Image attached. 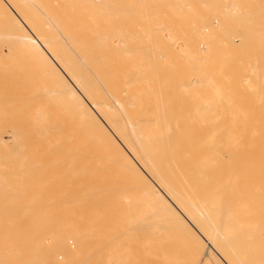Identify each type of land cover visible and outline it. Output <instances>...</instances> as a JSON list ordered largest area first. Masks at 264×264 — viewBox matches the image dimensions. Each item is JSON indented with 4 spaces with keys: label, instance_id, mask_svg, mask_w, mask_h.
Listing matches in <instances>:
<instances>
[{
    "label": "bare ground",
    "instance_id": "1",
    "mask_svg": "<svg viewBox=\"0 0 264 264\" xmlns=\"http://www.w3.org/2000/svg\"><path fill=\"white\" fill-rule=\"evenodd\" d=\"M59 1L60 0H0V22L3 24V27L5 29V30L3 29L2 31H5L6 34L9 36L11 35L10 36L11 38H13V36H14L13 39H16L17 41L20 40L21 41L20 44L23 43L24 47L26 46L28 53H29V54L28 53L27 54H28V56L30 55V57H31L30 59H32L33 61H35L36 59L39 60V63H41V72H42L43 78L46 79V81H45L46 84L48 83V85L50 86V88L47 90L51 91L52 96H53V93H55V94H57L58 98L60 97L59 99H63L64 103H66L64 105H67V106L69 105V106L73 107V111H74V114L76 116L75 121L78 120L79 122H81L80 125L83 128L82 131L86 132L87 135L90 137V139L94 138V139L100 140L102 143L99 144V146H101L105 143V145L107 146V148L109 150L108 156L111 157L110 159L112 160V162L115 159V162L116 161L119 162V164L122 166L121 168H123L125 170L131 169L133 171L132 173H134V175H135L134 176L135 178L134 179L132 178V179L135 181V185H136L135 187H136L137 191L135 190L136 191L135 198H132V199H134L135 202H137L140 206L136 210L137 211L136 213H135V209L133 212V216H135V215L137 216V213H138V217H136V219H135V217L132 216L131 209H129L131 207H128V209H127V207H126L127 205H125V207H126V209H125V208H123V206L119 207L117 205V201H115V199L120 198L121 194L118 196V198L113 197V198H115L113 200V198L111 196H110L111 198H108L105 196V194L103 195L100 192H94L93 190H91L92 195L94 194L92 197L96 201L102 202L101 206L97 209L96 213L99 215H103V216L109 215L114 219V220L112 219L113 220L112 225L106 227V231L104 233L105 237L104 236L103 237L109 239L110 241L112 240V242L114 243V248L117 249V247H118L117 250H119V248L122 246V245H118V244H120V243L124 244V242L127 244V246H129V245L131 246V245L136 243L137 245H142V246L145 245L144 247H147V248L151 247L150 251L147 253V256H145V259L146 258L148 259L150 257L154 260L153 261L151 259L153 262H155V264H175L173 262L172 257L168 256V250H169V249H167L168 244L166 245L163 242H162L163 244L162 243L158 244V242H159L158 238L160 239L161 237H163V236L159 237L158 235H160L162 233L165 234V232H170V231H174L175 233L177 231V233H178V231H179V232H182L183 234H185L187 239L191 238V240H192L190 249L186 250L184 252V255L186 252L188 253L187 260L189 261L190 264H208L207 262L215 259L216 256L218 257V260H216V259L215 260L217 262L219 261L218 264H264V262H263V260H264L263 259V253H264V246H263L264 245V241H263L264 240V238H263V234H264L263 233L264 232V220H263V218H264V192H263L264 191V186H263L264 185V165H263L264 164L263 163V161H264V116L261 120L260 118L262 116L257 118L256 116H258V115H255L256 110L260 111L259 113L257 112L258 114L263 113V111H264V109L262 110V108L264 107V106H262L264 101L263 102L261 101L264 99L263 95L261 94L263 92L259 93V95L261 94L260 96H262V97L258 96V97H260V98H258V99H260V103L262 102L261 103L262 108L261 109L258 108L256 110H254L255 108H257V105H260V103H258V101L255 100L256 103H258L256 105V107L255 108L253 107L254 109L252 108V109H250V111H249V109H247V111L251 112V113L248 112V114H250V115L246 114L247 111L245 112V114L247 115L245 122H247V123L251 122L252 124H248V126L242 124L243 126H246V128L239 131V132H233V136L228 140H225V134L228 131L225 128V126L228 122V120L226 121L225 116H224L225 119H220V120H218L216 117L215 118L217 120L214 118L213 119H211V118L210 119H200V118L199 119H193L192 116L187 117L189 115L186 116L187 118H184L182 115L183 109L180 110V108L178 109L176 107L178 111L180 110V112H182L181 114L178 113L182 117L177 118L176 113H173L176 115V117H170V113H172V112H170L171 111V108H170L171 104L168 102H171V101H169L170 100L169 97L167 98L168 95L166 96V93L172 92V90H174L175 86H174V88L170 87V89H169V88H166L165 86H163L164 85L163 82H161L163 85L159 84L158 83L159 81H157V80H159L161 78L160 77L161 75H159L160 78L156 80L158 84L155 83L156 81L154 79L157 76H152L155 73L152 74V72H151L152 71V69H151L152 66L150 65L151 63L142 64L143 62L138 63V61H137V63L135 61L133 63L132 60L138 59L139 57L143 56L144 60H145L146 58L151 59V56L149 54L146 57L144 55H141L139 52L137 53V51L141 50V48H142V47L139 48L138 45H136L137 46L136 48H138V49H136L137 51H135L134 48H133L134 49L133 51H129L130 49L132 50L131 47L133 45L130 47V49L126 48L127 45H126L124 37H123L125 34L123 36L120 34L123 31V30L121 31L119 29L120 26H117L118 28L117 27L116 28H113V27L112 28H110V27L109 28H107V27L103 28V25L105 24V22H107L106 21L107 18L109 19V16L107 17L108 14H106V11L108 9L107 4H110V3L112 4V2L110 1V3H109L108 0H107V3H106V0H79V3L81 2L83 4H89L91 6V8L94 5L96 6V5L101 4V3H106L104 5V7L105 6L107 7L106 10H104V8H103L106 15H104V12L101 11V9H100V11L103 12V14H102V15H104L103 17H105V18H102V21L104 24L102 25V23L100 22L101 26H96V23L98 24V22L95 23L94 21L96 19L92 18L90 16L91 14L94 13L93 9L95 6L93 7V9L89 8V10H91V11L93 10V13H91L89 10L87 12V13H91L89 15V17L92 19L91 21L94 20L93 21L94 24L93 23L90 24L91 23L90 20L84 21L82 15H80L81 13L79 14V13L73 12L74 9L77 7H74L72 3H75V1H77V0H61L63 7L61 8L60 13H57L56 8H55V4L58 3ZM116 1L117 0H115V2ZM155 1L157 2L159 0H154V3L156 4ZM161 1L162 2L165 1V3H166V0H161ZM161 1L159 3H162ZM200 1L202 3V0H199V2ZM220 1L219 0H217V1L212 0V2H209V0H207V2H209V3L214 2L213 4H215L216 2L221 4L222 1L221 2ZM233 1L234 0L229 2V0H228V2L230 3V4H228L227 0H226V3L224 0L222 2L221 6L224 7L227 4V6H225V7L228 8V6L232 5L231 3ZM146 2H147V0H146ZM169 2H172V0L168 1L167 3H169ZM191 2H192V0H191ZM203 2H204V0H203ZM207 2L205 1V3H207ZM237 2H239V1H237ZM260 2H262V1H260ZM263 2H262V6L260 5L262 10H264V7H263L264 3ZM76 3H78V1ZM134 3H137V1ZM143 3L145 4L144 1H143ZM143 3H141V4H143ZM178 3H179V1H178ZM181 3L182 2H180V4ZM209 3H207V4L211 5V8L213 9L214 7H212V4H209ZM83 4H82L81 8H83ZM191 4L193 6V3H191ZM191 4H189V5L187 4L188 6H190V7H187V9L191 8ZM202 4H203V7L202 8L200 7V8L201 9L206 8L207 4H205V7H204V3H202ZM246 4H248V3L246 2ZM166 5L167 4H164V5L162 4L161 6H166ZM178 5L179 4H177V6ZM195 5H196V3H195ZM195 5H194V8L196 7ZM198 5H199V3H198ZM234 5H236V8H234V9L231 8L233 10L232 13L238 14L239 11L241 12V9L239 8L240 6L238 7L239 8L238 9L237 3L236 4L233 3L232 7H234ZM244 5H245V3H244ZM253 5H252V7H253ZM116 6H117V4H115V7ZM129 6H133V4L129 5ZM148 6H149V4L147 5V7ZM156 6H155V8H157ZM174 6H175V4H174ZM180 6H182V5H180ZM215 6L216 7L218 6V10L220 8H222L221 6H219V4L218 5L216 4ZM247 6H249V5H247ZM109 7L111 9V5H109ZM126 7H128V6L124 5V8L122 6V8L125 11H126ZM150 7L151 6L148 7V10L150 9ZM173 7H171V8L172 9L177 8V7L176 8H173ZM225 7L220 9V11L218 13H222V14L226 13L225 16L227 17V14L229 15V13L231 12V9L229 7V10H230L229 13L227 12L229 10H226L225 12H221L222 10H225ZM256 7H258V6H256ZM78 8H79V5H78ZM97 8L98 7L96 6L95 9H97ZM137 8H135V9H137ZM198 8L199 7H197V9H196L197 12H199L198 10L200 9V8L199 9ZM207 8H206V10L208 11L209 7H207ZM110 9H109V11H110ZM120 9H121V7H120ZM123 9H121V10H123ZM130 9H133V8L129 7V10ZM139 9H140V7H139ZM139 9H137V10H139ZM145 9L143 10V8H142V11H144V13L146 12ZM157 9L160 10V8H157ZM181 9H183V8H181ZM181 9H179V10H181ZM187 9L185 11H187ZM192 9L193 8H191V10ZM245 9L247 10V8H245ZM250 9H248V10L250 11ZM85 10H86V8H85ZM85 10L83 12H85ZM191 10H188V13H191L190 12ZM206 10H204V11L206 12ZM218 10H216L215 14L217 13ZM242 10H244V7ZM246 10H244V11H246ZM259 10H261V9H259ZM80 11H81V9H80ZM128 11L126 13H128ZM149 11H148V14H150ZM152 11H153V9H152ZM162 11L163 12H160V13L161 14L163 13L165 15L166 12H164L163 9H162ZM193 11L194 10H192V12ZM236 11H238V12H236ZM251 11H252V9H251ZM256 11H258V10H256ZM97 12H99V11H97ZM110 12H111V14H114V13H112L113 10ZM114 12H116V10ZM134 12H135V10H134ZM136 12H135V16H137ZM209 12H207V13H209ZM252 12L253 13L250 14V16L255 15L254 11H252ZM170 13H172L174 16L176 15L178 17V15H177L178 13H176L175 11H171ZM196 13H195V16L192 15L195 18H196ZM210 13L207 15H212V13L211 14ZM111 14H110V16H111ZM183 14L184 13L179 14V16L181 15V17H183L186 15V14L185 15H183ZM191 14H188L187 17L190 16ZM142 15H145V14H143V12H142ZM166 15H168V13H166ZM198 15L200 16L201 13L197 14V16ZM207 15L205 14V16H207ZM240 15H241V13H240ZM247 15H249V14H247ZM94 16L97 17L96 14ZM199 16L197 18L198 20L194 19L195 21L193 20V17L192 18L190 17L189 19H191V21L193 20L192 22H194L195 25L201 24L203 22L202 21L203 19H205V20L208 19V18H201L203 16V11H202V16H200V17ZM212 16H209L211 18V21L213 20ZM230 16H232V14H230ZM250 16H249V19L251 18ZM116 17L120 18L121 16L118 17V14H117V16H115V19H117ZM131 17H134V16L131 15ZM144 17L145 16H143V18ZM159 17L161 18V17H163V15H161ZM167 17H169V16H167ZM181 17H179V18H181ZM241 17L243 19L242 15H241ZM244 17L246 18V15ZM90 18H88V16L86 17V19H90ZM128 18H130V17H128ZM138 18L141 19L140 17H138ZM171 18H174V17L171 16L170 19ZM199 18H201L202 20L199 21ZM132 19H134V18H132ZM152 19H150V20H152ZM222 19H223V16H222ZM227 19H229V18H226V20ZM242 19H240V20H242ZM256 19H257V17H256ZM164 20H166V19H164ZM184 20L185 19L183 18V20H180V21L181 22L183 21L185 23V26H186L187 24H186V21H184ZM224 20H225V18H224ZM229 20H227V21H229ZM231 20H232V18H231ZM87 21H89L90 23H87ZM119 21H120V19H119ZM119 21L117 20V22L119 24H123V23H120L122 20L120 22ZM152 21L151 22L149 21V22L154 24L155 22L153 23ZM160 21H161L160 24H162V19H160ZM172 21H174V20H172ZM213 21H215V19ZM232 21L234 23L237 22L236 20H235L236 22L234 20H232ZM242 21L244 22V20H242ZM242 21H240V22H242ZM149 22H148V26L150 24ZM183 22H182V25L184 24ZM187 22L190 23V21H187ZM208 22L209 21L206 20L207 25L210 23V22L209 23ZM240 22H238V23L240 24ZM211 23H213V22H211ZM251 23H252V20L249 23V25ZM254 23L256 24V27L258 25H260V23H258V25H257V22H254ZM107 24H109V23H107ZM145 24H146V22H145ZM158 24H159V22H158ZM171 24L173 27V29H172L173 31L177 32V30H179L180 27L183 28V26H180L179 28H177V26L179 25V23H177V22H176L177 25L176 24L173 25V23H171ZM225 24H227V22H225L224 24L222 23L223 26L221 25V27H223L225 29L224 31H221L220 30L221 28L219 29L220 24L218 25V27L216 24H214V25H216L215 27L212 25H211V27L212 28L214 27L216 29L218 28L219 31H221L225 34L229 32L228 36L232 35L231 34L232 32L230 33V31H228V32L226 31V29H228V28ZM229 24H230V22H229ZM246 24H248V23H246ZM253 24H252V27H253ZM116 25H117V23H116ZM154 25H152V27H154L153 30L155 29ZM168 25H170V23ZM192 25L193 24L190 23L189 24V26H190L189 30L185 31L187 33L186 36H185L186 33H184V31L183 32L181 31V33L184 37L189 38L188 39L189 43L191 42L190 41L191 38L194 37L195 32L197 33L199 30L198 33H200L199 27H201V26H198L199 29L196 28L197 31H196V29L194 31ZM202 25H203V23H202ZM236 25H238V24L236 23ZM240 25H239V27H240ZM148 26H147V28L144 26V28H146L147 31H148L149 27H150L149 29L151 30V25L149 27ZM204 27H206V26H204ZM230 27H231V25H230ZM230 27H229V29H230ZM241 27L243 29V26H241ZM0 28H2V26ZM120 28H122V27H120ZM142 28L143 27H141V29ZM144 28L142 30L145 31V34L146 35L149 34V36H151L152 34H150V32H149L150 30L148 31L149 33L148 32L146 33V29H144ZM158 28H157V30H158ZM169 28H171V27H169ZM231 28L232 29L234 28L233 29L234 31L233 30L232 31L234 32L233 34L236 33V35H237L236 38L238 37V34H239V37H241V38L243 35L245 36L244 37L245 43H247L246 36H248V38L251 39V37L253 38L255 33H257V29L251 28V27L248 30L245 27L246 28L245 30L241 29L239 32L238 31L235 32V30H238L237 29L238 27H236V28L231 27ZM257 28H259V30H260L261 27H257ZM163 29L164 28L160 29L161 33H162ZM119 30L121 32H119ZM164 30H163V32H164ZM167 30H169V29H167ZM202 30H201V36L200 37H203ZM205 30H203V31H205ZM124 31L129 33L126 35V37L131 35L130 37H131V39H134L133 41H135V39L137 41L140 40V37H143V35H144L143 32H142V34H141V32L139 34L137 33L138 36L140 34L142 35V36L140 35L139 38L137 36V38H138L137 39V38H132L133 36H135V34L132 35V32H129L131 30L128 29L126 31L124 29ZM216 31L218 32V34L221 33V32L219 33L218 30H216ZM137 32H139V30H137ZM169 32L170 31H168V33ZM205 32H207V31H205ZM214 32H212L211 35H209L210 31H208L209 34L208 33L207 34L212 38L213 35L216 36V32H215V34H213ZM237 32H238V34H237ZM240 32L241 33L244 32L245 34L244 33L241 34ZM198 33L196 35H198ZM223 33H221V35ZM158 34H160V32H158ZM225 34H224V36H225ZM154 35H156V34L154 33L153 36ZM164 35H161V36H164ZM167 35L168 34L165 35V38ZM204 35L206 36L205 38H207V41H205L206 39H204V38H201V41L204 40L205 44L207 45V43L211 41V38H208L209 36L207 37L206 34H204ZM2 36H3V34H2ZM161 36H159V37H161ZM183 36H181V39H184ZM224 36H223V39L226 38ZM145 37H143L141 39L143 40ZM218 37H219V35H218ZM259 37H258V39H259ZM151 38H152V36H151ZM154 38H155V36H154ZM154 38H152V39H154ZM156 38H158V36ZM174 38L176 40V36H174ZM195 38H196V36H195ZM214 38H216V37H214ZM244 38H242L243 41H244ZM254 38H256V37L254 36ZM220 39L221 38H216V40H218V42L221 41ZM126 40H127V38H126ZM157 40L158 39H156V41H154L153 44L155 42L161 43V41L157 42ZM166 40L169 41V39H166ZM184 40H186V39H184ZM188 40H186V44H184V45H188L187 44ZM212 40H214V39H212ZM251 40L254 41L253 39H251ZM133 41L132 42L130 41L131 44L136 43V41L134 43H133ZM145 41H150L149 44H151V42H152L151 39L145 40ZM194 41H195V39H194ZM229 41H230V38H226V39L222 40V42H221L222 47L225 48V50H226L225 56L233 57L232 55H234L236 52L238 53L241 50H244L240 46L239 47L241 49L240 48L236 49V47L234 45H231V46H229L230 44L227 45ZM263 41H264V39H263ZM130 42H127V43L129 44ZM138 42H140V41H138ZM169 42H171V40ZM176 42H179V41L178 40L175 41V44H176ZM141 43L146 44L143 42H141ZM160 43L156 46H159ZM194 43H196V42H194ZM242 43H244V42H242ZM257 43H259V42L256 40L255 44H257ZM261 43H262V40H261ZM172 44H173V46H175V44L173 42H172ZM163 45H165V43H163ZM163 45L161 44L160 46L163 47ZM176 45L178 48V43ZM179 45H180V43H179ZM251 45L253 47L254 42H253V44L251 42L250 46L248 45L249 49H246L248 46L245 47V51H244L245 54H246L247 50L251 49L250 48ZM140 46H143V45H140ZM146 46H147V44H146ZM156 46L154 47L155 51L157 48ZM168 46H170V45L168 44ZM168 46L166 45V47H168ZM200 46H198V47H200ZM207 46H206V49L209 47V46L208 47ZM236 46H237V44H236ZM127 47H129V46H127ZM255 47H256V45H255ZM125 48L129 49V50H126ZM203 48H205V47H203ZM216 48H217V46L215 45V50H218ZM223 48H222V50H223ZM121 49H123L124 54H123V52H121ZM150 49H152V47H150ZM173 49H175V48H173ZM186 49H187L186 47L185 48L183 47L182 51L184 52ZM198 49L200 51V48H198ZM209 49L211 52L212 49L208 48L207 50H209ZM261 49H262V47L260 48V52H261ZM144 50H145V47H144ZM144 50L141 52H144ZM207 50H206V52H205V50L203 51V56L204 55L206 57L209 56L207 54V53H209V51H207ZM157 51H158V49H157ZM157 51L154 54L159 55V54H157ZM159 51H161V50H159ZM188 51H189V53H188ZM199 51L197 50V47L194 48V46H192L191 50L188 49L187 51H185L189 55L188 54H184V55H187L189 58H193V60H194L193 62L195 64V63H197L195 61H197V58H199L196 56H197V54H200V52H201V51L200 52ZM254 51H256V50H254ZM254 51L252 50V54ZM258 51H259V47H258ZM263 51H264V49H263ZM120 52L123 55H125L126 52L131 54V55H134L132 53L136 52L137 54H139L138 55L139 57L137 58L134 55L135 57L131 58V60H130L131 62H130L128 59H130V57H132V56L124 59V58H122L123 55ZM130 52H132V53H130ZM178 52H180V51H178ZM219 52H221V51H219ZM127 53H126V55H128ZM144 53H145V55H147L148 52L145 51ZM144 53H142V54H144ZM204 53H206L208 56ZM222 53H225V52H222ZM151 54H152V52H151ZM162 54L163 53H161V55ZM172 54L173 53H171V56H172ZM176 54H178V53H176ZM252 54L250 55V51H249L248 55H246V57H244V59H246L248 61V62L246 61L248 63V65H247V63H245L248 66L247 71H249V72H247V73H250L251 75L253 74L255 76V74L258 73L257 68H255V67H257L256 63H258V62H256V57H251V56H253ZM120 55H121V57H120ZM165 55H166V53H165ZM219 55H220V58H221V56H222V58H225V56L223 57L222 54H219ZM242 55H240V56H242ZM187 56H185V57H187ZM248 56H250V57L248 58ZM163 57L165 59H166V57H168V60L170 58L171 63L168 61L170 64H168L166 62L164 63V64H167L168 66L173 64L172 62L179 58V57H177L176 59H172L170 57V55L169 56H163ZM157 58H155V59H157ZM239 58L240 57H239V53H238V60L237 61L243 60V59L239 60ZM251 58H253V59H251ZM260 58H262V57H260ZM26 59H29V58H26ZM183 59H184V57H183ZM208 59H210V56ZM208 59H207V62L210 61V60L208 61ZM219 59H217V61ZM188 60L192 61V59H188ZM214 60H216V59H214ZM251 60H253L254 63H252ZM126 61H128V62H126ZM203 61H205V60H203ZM221 61L223 62V59ZM184 62H182V63L180 62V63L183 64V66H184L185 64H187V61L185 62V64H184ZM199 62L201 65L207 63V62H203V64H202L201 60H199ZM211 62L213 64V61H211ZM225 62L230 63L227 60ZM244 62H245V60L242 62H239L238 65H240V64L241 65H240V67H238V66L237 67L241 68L242 64H243V66H245ZM192 63H190V66H189V64H187L188 69H187V65H185L184 67L186 69H184V70L188 71L191 68ZM250 63H252V64L249 65ZM259 63H260V61H259ZM158 64H160V62ZM158 64L156 65V66H158L157 68L160 67ZM174 64L177 65V64H179V62L176 64V61H175ZM217 64H219V62H217ZM138 65H139V67H138ZM162 65L163 64H161V66ZM201 65H199V69H200ZM224 65L226 66V63ZM224 65H222V66H224ZM236 65H237V63H236ZM259 65H261V64H259ZM149 66H150V68H148V69H150V71L148 69L146 70V68ZM230 66L233 67L234 64L232 65V63H231ZM249 66H250V68H249ZM162 67H164V66H162ZM172 67L174 68V65L170 66L171 69L168 68V70L169 69L172 70ZM179 67H180V65H179ZM192 67H194L193 69H191V70H194V72L192 74L194 76V74H197V72L195 73V71H196V69H198V67H197V64H195L194 66L192 65ZM195 67H197V68H195ZM209 67L208 68L211 69V71L214 68V67L211 68V66H209ZM263 67H262L261 72H264ZM205 68H206V66H205ZM218 68L222 69L221 66L220 67L218 66ZM243 68L240 71L243 70L245 73L246 68L245 67H243ZM159 69L161 70V67ZM175 69H178V67ZM258 69H260V66ZM214 70H216L218 73L219 69L215 68ZM178 71H180L182 74L183 70H181V68H180V70H178ZM201 71L200 72L198 71V73L200 74ZM206 71H208V69L205 70V74H206ZM221 71H223V70H221ZM162 72H163V70H162ZM209 72H210V70H209ZM163 73L167 74V72H163ZM203 73H204V71H203ZM203 73H201V74H203ZM220 73L221 72H219V74ZM234 73H233V76H234ZM259 73H260V70H259ZM173 74H174V72H173ZM176 74L177 73L175 72L174 75H176ZM179 74L180 73L178 72V77L176 75L177 78H179V76H180ZM208 74L206 77L209 80L218 79V78L210 79L208 77ZM211 74L212 75L213 74L219 75V74H215V72L211 73ZM236 74H238V73H236ZM250 74H249V76H250ZM262 74H264V73H262ZM262 74L260 73V76L263 77ZM172 75H170L169 77L172 78ZM192 75L189 74L190 77ZM203 75H201V77H203ZM241 75H240V77H241ZM247 76L245 78H247ZM153 77H154V79H153ZM169 77L166 76V78H168V79H169ZM201 77L199 75V78H201ZM221 77H223V79H221V81L223 83H220V84H222L221 87H224L223 85L226 84V81L224 82V80H226V78L228 80V76L227 77L221 76ZM243 77H244V75H243ZM243 77H241V78H243ZM251 77L252 76H250L248 78V80L249 79L251 80ZM262 77H260V78H262ZM174 78H175V76H174ZM181 78H184V77L181 76ZM191 78H186L183 82H181V84H179V89H181V90L186 89L187 90V87L189 88L190 86L197 83L195 76H194L195 79L194 78L191 79ZM197 78H198V76H197ZM207 78H205V80ZM151 79H152V81L154 80L153 81L154 84H152L154 86L148 85V82L151 81ZM162 79L160 81H162ZM243 79H241V80H243ZM167 80H163V81H165L164 83H166ZM169 80L171 81V79H169ZM179 80H180V78H179ZM213 80L211 81V83L212 82L214 83ZM239 80H240V78H239ZM177 81H178V79H177ZM201 81H198V82H201ZM260 81H261V79H260ZM136 82H138L139 84L144 83L145 85L142 84L139 87H137ZM232 82H233V80H232ZM247 82H249V81H246L243 83H247ZM252 82L254 83V80L250 81L249 84H251ZM263 82L262 83L260 82V83L263 84ZM150 83H152V82H150ZM203 83H204V86H206L205 85L206 82H203ZM213 83H212V85H213ZM241 83L242 82L239 83L240 87L242 85L241 90L248 88V86L246 85V87L243 89L244 86ZM253 83H252V85H255V83L254 84ZM139 84H137V85H139ZM177 84H176V88H178ZM215 84H214V87H216ZM227 84H229V83H227ZM257 84L255 85L256 88L253 86L254 91H255V89L258 88ZM261 84H260V86H262ZM166 86H167V84H166ZM202 86L199 85V88H201ZM230 86H231V84H230ZM232 86H231V89L229 88L230 90L229 89L227 90V88L225 86L224 88H225V90H227L226 92H230L233 89ZM172 87H173V85H172ZM224 88H222V89H224ZM238 88H239V86H238ZM253 88L249 91H252ZM219 89H217V90H219ZM260 89L264 90V88H260ZM47 90H45V91H47ZM203 90L204 89H202V91ZM263 90H260V91H263ZM195 91H197V90H195ZM234 91H235V89H234ZM234 91H231L232 93L227 94L228 97L225 95L228 98V100H229V97H231L230 94H233L232 98L236 95L237 91L236 92H234ZM260 91H258V92H260ZM193 92H194V90H193ZM220 92L221 91L219 90V93ZM239 92H241V91H238V93ZM247 92H245L246 94H244V95H247V96H245V98L243 97L244 95H241L242 96V98H240L241 101L238 99L239 103H242V101L244 99V100H247L244 102H248L250 100L249 104H251L253 102L252 104L255 105L254 104L255 102L250 99V98H255L254 97L256 95V94H254L255 92H253V93L249 92L252 95L254 94L252 97L250 95H248L249 93L247 94ZM186 94H187V92H186ZM192 94L194 96V93H192ZM161 95L166 96V98H167V99L165 98L166 101H165V99L163 100V98L161 99ZM197 95L198 94H196V97H197ZM199 95L201 96V94H199ZM215 95H216V93H215ZM219 95H220V97L222 96L221 93ZM171 96L173 97V95H171ZM171 96H170V98H171ZM207 96H209V95H206V99L208 100ZM236 96H238V95H236ZM183 97H186V96L183 95ZM196 97L194 99L197 100L199 96L197 98ZM248 97H249V99H248ZM203 98H205L204 95H203ZM234 98H237V97H234ZM184 99L182 101L181 100L180 101L184 102ZM189 99L190 98H187V100L185 102H186V104H189V106H190V103H188ZM210 99H212V98H210ZM167 100H168V102H167ZM171 100H172V98H171ZM198 100L201 101V98ZM205 100H204V103L207 101V100L206 101ZM214 100H215V98H214ZM214 100H213V104L215 102ZM216 100L220 101L221 98H220V100L218 98ZM225 100H226V98H225ZM233 100L235 101L237 99H233ZM233 100H232V102L234 103ZM172 101H175V100L173 99ZM222 101H224V100H222ZM175 102H177L178 107H179L180 106L179 103H181V102L178 103L177 100ZM224 102H226V101H224ZM232 102H230V103L233 106ZM198 103H196V104H198ZM227 103H228V101H227ZM236 103H238V102H236ZM192 104H194V103H192ZM202 104H203V102H202ZM211 104H212V102H211ZM221 104H223V103H221ZM221 104H219V105H221ZM225 104L226 103H224L223 106H224V108H227V106L225 107ZM247 104L248 103H244L243 106H241L242 104H238L239 106L243 107V109L241 111L244 112V109L246 110V107L250 106ZM199 105L201 107L204 106V105L198 104V105H196V107L198 106V108H199L200 107ZM205 105H207V103ZM214 105H212V106H214ZM229 105L230 104H228V106ZM187 106H185V104L183 105L185 110H186V108H189ZM234 106H235V103H234ZM181 107H182V105H181ZM192 107H194V106H192ZM196 107H194V108H196ZM236 107H237V105H236ZM190 109H187L186 113L191 111V115H192V113L194 115L196 110L192 111V108H190ZM201 109H203V107ZM201 109L199 108V111ZM213 109H215V106ZM238 109L239 108L237 107V110ZM219 110H220V108H219ZM227 110H229V108H227ZM227 110H226V113L228 112ZM253 110H254V112H253ZM241 111L240 112L238 111L239 113L237 111L236 112L239 115L240 113H242ZM197 112H198V110H197ZM202 112H204V111H202ZM208 112H210V111H208ZM213 112H215V111H213ZM224 112H225V109H224ZM224 112H223V114H225V115H227L228 113L230 115L232 113L230 110L227 114ZM216 113H218V112H216ZM216 113H213V114L216 115ZM237 113H236V116H237ZM252 114H253V116L255 115L254 117H256V119H259V120H255V118L254 119L251 118ZM200 115H201V113H200ZM210 115H211V113L209 114V117H210ZM232 115L235 116V111ZM242 115H244V114H242ZM242 115L240 114L241 118L243 117ZM260 115H262V114H260ZM206 116H207V114H206ZM219 116H221V115H219ZM240 116H238V117L240 118ZM228 117L230 118V116L227 115V118ZM46 118L49 119L48 121H50V118H48V117H46ZM51 118H52V116H51ZM221 120H223V121H221ZM234 122H236V121H234ZM46 124L48 125V123H46ZM64 125H66V124H64ZM49 126H47L46 129L50 130L51 126L50 127ZM57 127H58V125H57ZM17 135H18V133H17ZM45 135H46V133H45ZM14 138H16V135L14 136ZM19 140H21V138ZM69 140H71V139H69ZM8 141L9 140H4L3 144H6ZM52 141H53V139H52ZM219 146H220V149H218ZM249 146H257L258 147V149H257L258 156L256 154L251 155V154H249L251 152H247V148H249ZM243 148H245L244 152L242 154H239V153L235 154L234 160H230L229 158H226V155H228V154H230L233 151L238 150V149L243 150ZM73 151H75V150H73ZM84 151H83V153H85ZM79 153H80V151H79ZM110 159H109V161H110ZM112 162L110 164H112ZM260 162L263 165L260 167L261 170L263 169V175L258 174V176H260L263 179V181H258V182L253 183L252 180H251V182L241 180L239 183H234L233 185L230 184L229 181H231L232 178H237V176H233L235 174L234 172L237 173V171H235L234 168L237 170L241 169L244 172L247 171L244 179L255 176L253 178V180H255L256 175L251 174V175H253V176H251L250 172L248 173V171L251 168H256L257 164H259ZM230 168H232V170L234 172H232ZM228 169L230 170V172H232V176L229 174L231 178L227 176L229 173ZM100 171H103V170H100ZM253 172H255V171H253ZM120 173H121V171H120ZM247 173H248V175H247ZM96 175L97 174H95V176ZM130 175H131V172H130ZM130 175H129V177H130ZM131 177L129 180H131ZM229 178H230V180H227ZM134 181L132 183H134ZM110 185H112V184H110ZM130 186H128L127 192L129 190ZM89 188H91V187H89ZM131 188H132V186H131ZM99 190H100V188H99ZM101 191H103V190H101ZM111 191H115V189L111 190ZM122 191H123V189H122ZM116 192H117V190H116ZM114 193L115 192H113V194ZM125 194H127V193H125ZM92 197H91V199H93ZM132 199L129 198L128 200L132 201ZM122 200H123V198H122ZM128 200H126V201H128ZM120 201H121V199H120ZM126 204H127V202H126ZM120 205H124V202L122 204L120 203ZM95 207H97V206H95ZM95 211H96V209H95ZM108 223L110 224L109 220H108ZM100 230H102V229H100ZM133 231L136 232L133 234L138 235L136 239H133L130 236L128 237V235H127V232L129 233V232H133ZM103 232H104V230H103ZM130 234L133 236L132 233H130ZM125 235H127V238H125V240L123 241L122 239L124 238ZM134 240H135V243H134ZM187 241H190V240L188 239ZM207 243L209 244V247L206 246ZM188 245H189V243H188ZM117 255H118V253H117ZM122 256H123V254H122ZM118 258H120V256ZM115 263H117V261Z\"/></svg>",
    "mask_w": 264,
    "mask_h": 264
},
{
    "label": "rangeland",
    "instance_id": "2",
    "mask_svg": "<svg viewBox=\"0 0 264 264\" xmlns=\"http://www.w3.org/2000/svg\"><path fill=\"white\" fill-rule=\"evenodd\" d=\"M77 1H78V3H76ZM77 1H75V3H72L74 7H77L74 9L73 12L79 13V14L81 13L80 15H82L84 21L85 20H90V21L92 20L89 17V15L91 13H93V10H94V13L96 14L97 17L94 16L95 15L94 13L91 14L90 16L92 18L96 19L95 21L93 20L95 23L98 22L99 25L96 23V26H101L100 22L102 23V25L104 24L102 21V18H105V17H103V16L108 14L107 17L109 16V19L106 17L107 20L106 19L105 20L107 22H105V24L103 25V28H106V27L107 28H109V27L110 28H112V27L116 28L117 26L122 27V28L119 27V29L121 31L123 30L122 31L123 33L120 30H119V32H121L120 34L122 36L125 34L123 37H124L126 45L129 46V47L126 46V48L130 49V47L132 45L134 46V47L133 46L131 47L132 50L125 48L126 50L133 51L135 49V51H137L136 49H138V48H136L137 47L136 45H138L139 48H141V47L142 48H141V50L137 51V53L139 52L141 55H144L146 57L150 54L151 59L146 58L144 60L143 56H142L143 57L142 58V57H139L138 56L139 54H137L136 52H134V53L130 52V53L134 54L137 58L139 57L138 59L132 60L133 63H134V61L136 63H137V61H138V63L143 62L142 64L151 63L150 64L152 66L151 72H152V74L155 73L152 76H157L155 79L153 77V79L155 81L161 77L159 80H157V81H159L158 82L159 84H162L161 82H163L164 85L163 84L162 85L165 86L166 88H169V89H170V87L174 88V86H175L174 90L171 89L172 92L166 93V96L168 95L167 98L169 97V99H170V100L169 99L168 100L171 101V102H168V100H167V102L171 104V107H170L171 111L170 110L169 111L172 113H170V117H176V115L173 114V113H176L177 118L178 117L181 118L182 117V116H180V114L182 113V112H180L181 109H183L182 115L184 118L192 116L193 119H199V118L200 119H210V118L216 119L217 118L218 120H220V119H225L224 118V116H225L226 121L228 120V122L225 126V128L228 130L227 133L225 134V140L230 139L233 136V132H239V131L245 129L246 126H248V124H252L251 122L250 123L245 122L246 116L250 115V114H248L250 109H252L253 107L255 108L256 105L258 103H260V99H258V98L262 97V96H260L261 94L263 95V98H264V90L260 89V88H264V82H263L264 81V74H262L264 72H261L262 67L264 66V63H263L264 62V58H263L264 57L263 56L264 55V53H263L264 52L263 51V49H264V41H263V39H264L263 38L264 37V10H262V8L260 7V5L262 6V2L264 0H259V1L258 0H251V1L245 0L248 4H246V2L244 0H234L231 4L233 5V3H235V4L237 3V5H238L237 8L240 6L239 8L241 9V12L239 11L238 14L232 13V11H233L232 9L236 8V5H234V7H232V5H230V6H228V8H226L225 7V6H227V4H226L224 6L225 10H222L221 12H225L226 10H229V7H230V9L232 8L231 12H230V10L227 11L228 13L230 12L229 15L227 14V17L225 16L226 13H223L224 15L222 13H218L220 11V9L224 8L223 6H221V4L224 0H221L222 2L219 0L221 2V4L218 2H216L215 4H213L214 2L209 3V2H212V0H209V2H207V0H204V2H203V0H202V3H204V7H205V4H207V3L212 4V7H214V8L216 7L215 6L216 4L217 5L219 4V6L222 7V8L219 7L220 8L219 10H218V6L215 9L214 8L212 9L211 5L207 4L208 6L206 5V8L209 7L208 11L206 10V8L201 9L203 7V4L201 3V1L199 2V0H192V2H191V0H186V1L185 0L184 1L178 0L179 3L177 0H175V1L172 0L173 3L172 2L167 3L168 1H171V0H168V1L166 0V3H165V1L162 2L161 0H159V1H157L158 3L155 1L156 4L154 3V0H147V2H146V0H143L145 2V4L143 3L142 0H126V1L125 0H120V1L117 0L116 2H115V0H113V1L108 0V2L110 3V1H111L112 4L111 3L107 4L108 9L106 11V14H105L104 10H106L107 7L106 6L104 7V5L107 3V0H106V3H101L102 5L98 4L100 7L98 5H96L98 7L97 9H95L96 8L95 5H94L95 7L92 6V8H91V6L89 4H83L81 2L79 3V0H77ZM136 1H137V3H134ZM160 1L162 3H159ZM205 1L207 3H205ZM230 1H232V0H229V2ZM237 1H239V2H237ZM260 1H262V2H260ZM59 2L55 4V8H56L57 13H60L61 8L63 7L61 0ZM180 2H182V3L180 4ZM227 2H228V0H227ZM229 2H228V4H230ZM141 3H143V4H141ZM186 3L188 5L193 3V6L191 4V8H193L192 10H194L193 12H192L191 8L187 9V7H190V6H188ZM195 3H196V5H195ZM198 3H199V5H198ZM225 3H226V0H225ZM244 3H245V5H244ZM77 4L79 5V8H78ZM82 4H83V8H81ZM115 4H117V6H116L117 8L115 7ZM132 4H133V6H129ZM148 4H149V6H151L149 9L150 11L148 10L149 6L147 7ZM162 4L163 5L167 4V5L161 6ZM174 4H175V6H174ZM177 4H179V5L177 6ZM109 5H111V9H110ZM124 5L128 6V7H126V11L123 9ZM180 5H182V6H180ZM194 5L196 6L195 8H194ZM247 5H249V6H247ZM252 5H253V7H252ZM122 6H123V8H122ZM155 6L157 8H160L161 11L159 9L155 8ZM256 6H258V7H256ZM93 7H94V9H93ZM120 7L123 10H121ZM129 7L133 8V9L129 10ZM134 7L135 8L138 7L137 9H139V7H140V9H139L140 11L135 9ZM171 7H173V8L177 7V8L172 9ZM197 7H199V8L201 7L200 8L201 10L198 8L199 9L198 11L201 13L200 16H202V11H203V16L201 18H208L206 20L210 22V23L208 22L209 24L207 25L205 19L202 20L201 18H199V21L202 20L203 25L206 27H204L201 22H200L201 24H199V25H195L194 22H192L194 19L198 20L197 18L199 15L197 16V14H200V13L196 11ZM243 7H244V10H246L245 8H247V10L246 11L242 10ZM263 7H264V4H263ZM85 8H86V10H85ZM89 8L93 9V10L91 11V10H89ZM103 8H104V10H103ZM142 8H143V10L146 8L145 13H144V11H142ZM151 8L153 9L154 12L152 11ZM181 8H183V9H181ZM250 8L252 9V11H254L255 15L250 16V14L253 13ZM258 8L261 10H259ZM80 9L82 12L85 10V12L82 13L80 11ZM100 9H101V11L104 12V15H102L103 12H101ZM109 9H110V11L113 10L112 13H114V14H111ZM162 9L164 10V12L168 13V15H166V13H165L166 16L163 13L161 14L160 12H163ZM179 9H181V10H179ZM186 9H187V11H185ZM248 9H250V11ZM255 9L258 11H256ZM88 10L91 13H87ZM115 10H116V12H114ZM134 10H135V12L137 11L136 12L137 16H135ZM188 10H191L190 12L192 14L188 13ZM204 10H206V12ZM212 10L213 11L215 10V11L213 12ZM216 10H218V11L215 14ZM97 11H99V12H97ZM127 11H128V13H126ZM148 11L150 12V14H148ZM171 11H175L176 13H178L177 14L178 17L176 15L174 16L172 13H170ZM209 11L212 13V15L214 17L212 15H207L210 13ZM142 12L145 15H142ZM194 12L195 13L197 12L196 18L194 17L195 16ZM207 12H209V13H207ZM236 12H238V11H236ZM109 13L111 14V16ZM182 13H184L183 15H185V14L186 15L183 17H181V15L179 16V14H182ZM240 13L243 16V19H242ZM117 14H118V17H120V16L121 17L120 18L116 17L117 19H115V16H117ZM188 14H191V15L187 17ZM205 14L207 16H205ZM230 14H232V16H230ZM247 14H249V15H247ZM124 15L125 16L127 15L126 17L127 18L130 17V18L127 19ZM131 15H133L134 17H131ZM158 15L159 16L163 15L164 18L163 17L160 18ZM192 15H194V16H192ZM245 15H246L247 19L244 17ZM87 16L90 19H86ZM143 16H145L144 17L145 19L143 18ZM167 16H169V17H167ZM171 16L174 18L170 19ZM209 16H212L213 20L215 19V21H213V20L211 21V18ZM222 16H223V19H222ZM249 16L251 17L250 19H249ZM138 17H140L141 19H139ZM179 17H181V18H179ZM190 17L191 18L193 17L192 21H191V19H189ZM230 17L232 18V20H234V21L236 20L237 22L236 21L235 22L238 25H236V23H234ZM256 17H257V19H256ZM132 18H134V19H132ZM159 18L162 19V24H160L161 21ZM183 18L185 19L184 21H186V24L188 25V26L186 25L187 27L185 26V23L183 21H182L184 23L183 25H182V22L180 21V20H183ZM224 18H225V20H224ZM226 18H229L230 20L227 19V20H229V21H227ZM119 19H120V21L121 20L122 21L120 22ZM150 19H152L153 21ZM164 19H166V20H164ZM240 19L244 20V22ZM117 20L123 24H119L117 22ZM172 20H174V21H172ZM251 20H252V23L249 25ZM93 21H91V23L89 21H87V23H90V24L93 23L94 24ZM149 21L150 22L152 21L153 23L155 22L154 23L155 25L150 23ZM187 21H190V23L193 24L192 26H193L194 31L196 28L197 29L200 28V33H198L199 30L197 32L199 36L196 35L197 33L195 32L194 33L195 35H194V37L191 38L190 43L188 40L189 38L184 37L181 33V31L182 32L184 31V33H186L185 31L189 30V27H190L189 24L190 23ZM224 21L227 22V24H225V25L227 26L228 29H229L230 25H231V27H235V28L238 27L237 28L238 30H235V32L236 31L239 32L242 29L241 26H243L242 30H245L246 28L248 30L250 27L256 28L257 33H255L254 36L257 39L254 38V36H253V38L251 37V39H253L254 41H252L250 38H248V36H246L247 43H245V38H244L245 36L244 35L242 36V38H244V41H243V39L241 37H239V34L237 32L238 37L236 38V36H237L236 33L233 34L234 28L232 29L231 27H230L231 30L226 29L227 32L228 31H230V33L232 32L231 33L232 35L228 36L229 32L226 34L221 32V31L225 30L223 27H221L222 23L223 24L225 23ZM240 21H242V22H240ZM145 22H146V24H145ZM148 22L150 23L149 26L151 25V30L149 29L150 27L148 26ZM158 22L160 25L158 24ZM176 22L179 23L177 28H179L180 26H183V28L180 27L179 30H177V32L172 30L173 27L171 24V23H173V25H174V24H176ZM211 22L216 24L217 27L220 24L219 29L221 28L220 29L221 31H219L218 28L217 29L214 28L216 25H214ZM229 22H230V24H229ZM238 22H240V24L242 23L243 25L242 24L240 25ZM254 22H257V25H258V23H260V25L257 26V27H261L260 30H259V28L256 27V24ZM107 23H109V24H107ZM116 23H117V25H116ZM169 23L171 26L168 25ZM246 23H248V24H246ZM252 24H253V27H252ZM152 25L155 26L154 30H153L154 27H152ZM211 25L214 27L212 28ZM239 25H240V27H239ZM1 26H2V28H0V30L2 31L4 29V27H3V24L0 22V27ZM144 26L146 28H147V26L149 27L148 31L150 30L149 32H150V34H152L151 35L152 38H154V36H155V38H154L155 40L152 39L151 36H149V34L148 35L145 34V31L142 30L144 28ZM198 26H201L202 28L201 27L198 28ZM141 27H143V28L141 29ZM169 27H171V28H169ZM146 28H144V29H146ZM157 28L159 31L157 30ZM162 28H164V29L166 28L165 30L163 29L164 32L166 34H168L166 36V38H165L166 34L163 32V30H162V33L160 31V29H162ZM124 29L126 31L128 29L131 30L129 32H132V35L135 34L136 37L133 36L132 38H137L138 34L140 32L142 34V32H143V34H144L143 37L146 36L145 37L146 39L145 38L144 39L145 40L151 39L152 45L149 44L150 41H145L144 39H143L144 40L143 41L141 39L143 37H140V40H138L140 42H138L135 39L136 43L131 44V42L134 39H131V37H130L131 35L126 37V35L129 33L125 32ZM167 29H169V30H167ZM197 29H196V31H197ZM202 29L203 30L206 29L205 31H207V32L203 31ZM215 29L218 30L219 33L221 32L223 34L222 35H221V33L218 34V32ZM137 30H139V32H137ZM156 30L158 32H160L161 35H164V34L165 35L161 36L160 34H158V32ZM201 30L203 32L202 33L203 37H200L201 36ZM1 31H0V264H112V263L114 264L116 261H117V263H115V264H128V263L129 264H144V263L145 264H151L154 261L152 258L149 257L148 259L147 258L145 259V256H147V253L150 251L151 247L147 248V247H144L145 245H143V246L137 245L135 243V240H134L135 244H133L131 246L130 245L127 246V244L125 242H124V244L123 243L118 244V245H122V246L119 248V250H117L118 247H117V249L114 248V243L112 242V240L110 241L109 239L104 238L105 237L104 233L106 231V227L112 225L114 219L109 215L103 216V215L97 214L96 213L97 209L101 206L102 202L101 201L98 202L92 197L94 194L92 195L91 190H93L94 192H100L103 195L105 194V196L108 198H111V197L112 198L113 197L118 198V196L121 194L120 198H118V199L113 198V200L115 199V201H117V205L119 207L123 206V208H125V209H126V207H127V209H128V207H131L129 209H131V213L133 216L134 209H135V213H136L137 212L136 210L140 207L139 204L137 202H135L134 199H132V198H135V194L137 191L136 187H135L136 186L135 181L133 180L135 178L134 173H132L133 171L131 169H127L129 171L128 172L127 170L121 168L122 166L119 164V162H117V161L115 162V159L112 162V160L110 159L111 157L108 156L109 150H108L107 146L105 145V143L103 145L99 146V144L102 143L100 140L94 139V138L90 139V137L87 135V133L82 131L83 128L80 125L81 122H79L78 120L75 121L76 116L74 114L73 107H71L69 105L68 106L64 105L66 103H64L63 99H59L60 97L58 98L57 94H55V93H53V96H52L51 91L47 90L50 88V86L48 85V83L46 84V82H45L46 79L43 78V75L41 72V63H39V60L36 59L35 61H33L32 59H30L31 57H30V55L28 56L29 53H28L26 46L24 47L23 43H22L23 45L20 44L21 41L19 39H18L19 41H17L16 39H13L14 36H13V38H11L10 37L11 35L9 36L6 34L5 31H2V32ZM148 31L146 29V33ZM168 31H170V32L168 33ZM208 31H210V34L208 33ZM214 31L216 32V36L213 35V34H215ZM212 32H214V33L212 34L213 37L211 38L209 35H211ZM244 32H242V33H244ZM154 33L156 35L153 36ZM2 34L4 37L2 36ZM204 34H206L207 37L209 36L208 38H211L212 42L210 41V42H208L209 44L207 43V45L209 47L205 44L204 40L201 41V38H204V39H206L205 41H207V38H205L206 36ZM224 34H225V36H224ZM186 35H187V33L185 34V36ZM218 35H219V37H218ZM139 36H138V38H139ZM157 36H158V38H156ZM159 36H161V37H159ZM174 36H176V40H175ZM181 36H183L184 39L188 40L187 41L188 45H184V44H186V40L181 39ZM195 36H196V38H195ZM223 36L226 38H230V41L228 42L227 45H229V44H230L229 46L234 45L236 47V49H239L240 47H242L244 49V50H241L240 52H238L239 57L241 58V59L239 58V60H242V59H243L242 61L245 60L244 64L248 62L246 59H244V57H246V55H248L249 51H250V55H251L252 50L253 51L256 50L253 52V54H252L253 56H251V57H256V62H258V63L255 62L257 64V67H255V68H257V71H258V73L255 74V76L253 74L251 75L250 73H247V72H249V71H247L248 70L247 69L248 63H247V65L245 64V66H243V64H242V67L238 68L241 65V64L238 65V63L242 62V61H237L238 60V53L237 52L234 55H232L233 57L225 56L226 50L221 45L222 40L226 39V38L223 39ZM257 36L258 37L260 36L259 39L260 38L261 39L259 40ZM214 37L221 38L220 39L221 41L218 42V40H216V38H214ZM126 38L128 41L126 40ZM156 39H158L157 42L161 41V43L155 42L156 44L154 43L155 44L154 45L153 42L156 41ZM166 39H169V41L171 40V42L167 41ZM194 39H195V41H194ZM212 39H214V40H212ZM255 39L259 43L255 44L256 43ZM177 40L179 41V42H176V44L178 43V48H177V45L175 44V41H177ZM240 40L244 43H242ZM261 40H262V43H261ZM135 41H133V43ZM250 41L252 42V44L254 42L253 47L255 49L251 45V47H250L251 49L247 50L246 54H245V52H244L245 47H247L248 45L250 46V43H251ZM127 42H130V43L128 44ZM141 42L146 43L147 46H146V44H142ZM162 42L165 43V45H163ZM172 42L175 44V46H173ZM194 42H196L197 44ZM138 43L140 45H143V46H140ZM159 43H160V45L162 44L163 47L160 45L156 46ZM179 43L181 46L179 45ZM168 44L170 46H168ZM236 44L238 47L236 46ZM166 45L168 47H166ZM197 45L198 46L201 45V46L198 47ZM215 45L217 46L216 49H218V50L220 49L219 51H221V52H219L218 50H215ZM255 45H256V47H255ZM155 46L157 47L156 51L158 49L157 54H159V55L154 54L156 52L154 50ZM192 46H194V48L197 47L198 51H199L198 48H200V51H201V52L199 51L200 54H197V56H196V57H199L200 59L197 58V61H195V62H197L195 64H197L198 69H199V65H201L199 60H201V63L203 64V62H207V59L210 56V59H208V61L209 60L210 61L207 62L208 64L205 63L206 65L203 64L204 66L201 65L199 70L196 69L195 73L197 72V74H194V76L196 78L197 83L190 86L189 88L187 87V90L185 89L186 90L185 91V90L179 89V84H181V82H183L186 78H191L193 76L192 74H193L194 70H191V69L194 68V67H192V65L193 66L195 65L193 62L194 60H193V58H189L187 55H184V54L189 53V51H188V53L185 51H187L188 49L191 50ZM206 46L208 48L212 49L211 52H210V49L209 50H207L208 48L206 49ZM249 46L246 49H249ZM144 47H145V50H144ZM150 47H152V49H150ZM183 47L187 48L184 51L185 53L182 51ZM203 47H205V48H203ZM258 47H259V51H258ZM261 47H262V49L260 52ZM173 48H175V49H173ZM222 48H223V50H222ZM143 50H144V52L145 51L148 52L147 55H145L144 52H141ZM159 50H161V51H159ZM204 50H205V52H206V50L209 51V53H207L209 56L206 53H204L208 57H206L205 55L203 56ZM178 51H180L181 53ZM121 52H123V54H124L123 49H121ZM151 52H152V54H151ZM222 52H225V53H222ZM126 53H125V55H126ZM142 53H144V54H142ZM161 53H163L162 54L163 56H169L170 55V57L172 59H176L177 57L180 58V59L178 58L174 61L171 59L173 61L172 62L173 64H171L170 66L174 65V68L172 67V70H170L171 69L170 66H168L167 64H164L165 62L170 64L171 63L170 58H169V60H168V57H166V59H165L161 55ZM165 53H166V55H165ZM171 53H173L172 56H171ZM176 53H178V54H176ZM127 54H128V55H126L127 57L125 55H123L124 57L122 56V58L125 59V58H129L130 56H132V57H130V59H128L130 61L131 58L135 57L134 55H131L129 53H127ZM219 54H222L223 57L225 56V58H222V56L220 58ZM240 55H242V56H240ZM182 56L184 57V59ZM185 56H187V57H185ZM120 57H121V55H120ZM249 57L250 56H248V58ZM260 57H262L263 59ZM26 58H29V59H26ZM155 58H157V59H155ZM188 59H192V61H190ZM214 59H216V60H214ZM217 59H219V60L217 61ZM222 59H223L224 63L221 61ZM251 59H253V58H251ZM203 60H205V61H203ZM224 60L225 61L227 60L230 63H227ZM258 60L260 61V63ZM175 61H176V64L178 62H179V64L175 65L174 64ZM184 61L185 62L187 61V64H189V66H190V63L193 62L191 64V68L189 67L190 69L188 71L184 70V69H186L184 66L187 65V64H185ZM211 61H213V64ZM251 61H252V63H254L253 60H251ZM126 62H128V61H126ZM159 62H160V64H158ZM180 62L181 63L184 62L185 65L183 66V64H181ZM217 62H219V64H217ZM225 63H226V66L224 65ZM231 63H232V65L234 64L233 67L230 66ZM236 63H237V65H236ZM252 63H250L249 65H251ZM157 64L161 67V70L159 69L160 67L157 68L158 67V66H156ZM161 64H163L162 66H164V67H162ZM259 64H261V65H259ZM179 65H180V67H179ZM222 65H224V66H222ZM205 66H206V68H205ZM207 66L208 67L211 66V68H213V67L214 68L211 71V69H209L210 67L208 68ZM218 66L219 67L221 66L222 69L218 68ZM259 66H260V69H258ZM138 67H139V65H138ZM177 67H178V69H175ZM197 67H195V68H197ZM228 67L231 70L233 68L234 69L231 71ZM243 67L246 68L245 73L243 70L240 71ZM148 68H150V66L147 67L146 70ZM168 68H170V69L168 70ZM180 68H181V70L184 71V72L182 71V74L180 71H178V70H180ZM215 68L219 69L220 71L218 70V73H217V71L214 70ZM249 68H250V66H249ZM187 69H188V65H187ZM207 69H208V71H206V74H205V70H207ZM263 69H264V67H263ZM148 70L150 71V69H148ZM162 70H163V72H167V74H164L162 72ZM209 70H210V72H209ZM221 70H223V71H221ZM259 70H260V73L263 75V77L260 76ZM198 71L199 72L201 71V73H203V71H204L203 74L205 76L201 73L199 74ZM173 72H174V74H175V72L177 73L176 74L177 77H178V72L180 73L179 74L180 80H179V78L176 77V75L173 74ZM214 72H215V74H219V72H221L220 73L221 75L220 74L219 75L213 74L214 75L213 76L211 73H214ZM233 73H234V76H233ZM236 73H238V74H236ZM189 74L192 76L190 77ZM198 74L200 75V77H201V75H203V77L199 78ZM207 74H208V77L210 79L218 78L216 80L212 79L214 81V83L212 82L213 85L211 83L212 80H209L206 77ZM249 74H250V76H252L251 80L250 79L248 80V78L250 77ZM159 75H161V76L159 77ZM170 75H172L173 79L169 77ZM196 75L198 76V78ZM240 75H241V77H243V75H244V77H243L244 79L241 78ZM166 76H168L169 79H171V81L168 78H166ZM174 76H175V78H174ZM181 76L184 78H181ZM194 76L191 79H193ZM221 76H224V77L228 76V80H227V78H226V80H224V82L226 81V84L224 83L225 85H223V86L224 87L226 86V88L228 90L229 88L231 89V86L233 85L232 86L233 89L231 91H234V89H235L234 92L237 91L236 95H238V96H236V95L234 96L237 98H234V97L232 98L233 94H230L231 97H229V100H228L227 94L232 93V92L231 91L226 92L227 90H225L224 87H221L222 84H220V83H223L221 81V79H223V77H221ZM246 76H247V78H245ZM260 77H262V78H260ZM205 78H207V79L205 80ZM239 78H240V80L243 79L244 81L243 80L240 81ZM161 79H162V81H160ZM177 79H178V81H177ZM260 79H261V81H260ZM163 80H167L166 83H164L165 81H163ZM201 80L203 82L207 83V84L205 83L206 86H204V83ZM232 80H233V82H232ZM245 80L249 81V82L243 83V82H246ZM252 80H254L255 85L258 83L257 84L258 88L255 89V91L253 88V86L255 87V85H252L253 82L251 84H249L250 81H252ZM153 81L151 79V81L148 82V85L154 86V85H152V84H154ZM157 81L155 83H157ZM198 81H201V82H198ZM150 82H152V83H150ZM240 82H242L241 84H243V86H244L243 89L246 87V85L248 86V88L241 90L242 85L240 87V85H239ZM260 82L261 83L263 82V84H261ZM227 83H229V84H227ZM137 84H139V83L136 82L137 87H139L142 84L145 85L144 83H140L139 85H137ZM166 84H167V86H166ZM176 84H177L178 88H176ZM214 84L216 85V87H214ZM230 84H231V86H230ZM260 84L262 86H260ZM172 85H173V87H172ZM199 85H201V86L203 85L202 86L203 88L202 87L199 88ZM238 86H239V88H238ZM222 88H224V89H222ZM252 88H253V90L249 91ZM202 89H204V90L202 91ZM217 89H219L221 91L220 92L222 94L221 97L219 95L220 94L219 90H217ZM45 90H47L48 92ZM193 90H194V92H193ZM195 90H197V91H195ZM260 90H263V91H260ZM238 91H241V92L238 93ZM244 91L245 92L248 91L247 94L249 92L250 93L255 92L254 94H256V95L254 97L256 99L250 98L251 100H253L255 102L254 103L255 105L252 104L253 102L251 104H249L250 100L248 102H244V101H247L244 99H243L242 103H239L240 98H242L241 95L246 94ZM258 91H260V92H258ZM186 92H187V94H186ZM261 92H263V93H261ZM192 93H194L195 97H196V94H198L197 97L199 96L198 99L201 98V101L198 99L197 100L194 99L195 97L193 96ZM215 93H216V95H215ZM250 93L248 95H250L252 97L254 94L252 95ZM259 93H261V94L259 95ZM199 94H201V96ZM202 94L204 95L205 98H203ZM171 95H173V97ZM183 95L186 97H183ZM206 95H209V96H207L208 100L206 99ZM164 96L165 95H163V96L161 95V99L163 98V100H164L166 98V96L165 97ZM170 96H171L172 100L173 99L175 101L177 100L178 103L181 102L184 98L185 99H184V102L179 103L180 106L178 107L177 102L172 101ZM245 96H247V95H244L243 97L245 98ZM258 96H260V97H258ZM209 97L212 99H210ZM249 97H248V99H249ZM187 98H190L188 100V103H190L191 107L189 106V104H186V102H185L187 100ZM214 98H215V100H214ZM217 98L219 100L221 98V100L218 101V100H216ZM225 98H226V100H225ZM166 99H165V101H166ZM233 99H237L235 101L238 103H236ZM204 100L206 101L205 103H204ZM213 100L215 101L214 102L215 105L213 104ZM222 100H224L226 102H224ZM232 100L234 101L235 106H234V103L232 102ZM255 100L258 101V103H256ZM210 101L212 102V104ZM227 101H228V103H227ZM229 101L233 103V106L231 105V103ZM261 101L263 102L264 99ZM195 102L196 103L199 102L198 104L205 106V107L202 106L203 109H201L202 107L199 105L201 112L199 111L198 106L196 107V105H198V104H196ZM202 102H203V104H202ZM243 102L248 103L247 105H250V106H248L249 108L246 107V110L244 109V112L241 111L243 109V107H241V106L244 105ZM192 103H194L195 105ZM206 103H207V105H205ZM221 103H223V104H221ZM224 103H226L225 107L227 106V108H229V110L232 112V113L230 112L231 113L230 115L228 113L229 110H227V108H224V106H223ZM261 103H260V105H257V108H255V109L253 108V109L254 110H256L258 108L261 109L262 106H264V102H263L262 106H261ZM184 104H185V106L188 105L187 107H189V108H186V110L190 109V108H192V111L196 110L194 113L195 116L193 115V113L191 115V111H189V112L187 111L188 113H186V110L183 107ZM219 104H221V105H219ZM228 104H230L229 105L230 107L228 106ZM238 104H242V105L239 106ZM181 105H182V107H181ZM212 105L215 106L216 110L213 109L214 106H212ZM236 105L239 108L238 110H237ZM192 106H194L196 108H194ZM176 107L178 109L180 108V110L178 111ZM219 108H220V110H219ZM223 108L225 109V112H224ZM247 109H249V111H247ZM263 109H264V107L262 108V110ZM197 110H198V112H197ZM226 110L228 111L227 112L228 114L226 113ZM254 110H253V112H254ZM202 111H204V112H202ZM208 111H210V112H208ZM211 111L212 112L215 111L213 113H216V112H218V113H216V115H215ZM234 111H235V116L232 115L234 113ZM236 111L237 112L241 111L242 113H240V114L241 115L244 114V115H242L243 117L241 118L240 114L238 115L239 112L237 113ZM223 112L226 113L228 116H230V118L229 117L227 118V115L223 114ZM245 112L247 115L245 114ZM257 112L259 113L260 111L256 110L255 115H258L256 117L259 118L262 116L260 118L262 120V118L264 116L263 115L264 111H263V113H260L262 115L258 114ZM178 113H180V114H178ZM200 113H201V115H200ZM210 113H211V115L209 117ZM236 113H237V116H236ZM249 113H251V112H249ZM206 114H207V116H206ZM187 115H189V116H187ZM219 115H221V116H219ZM51 116H52V118H51ZM238 116H240V118ZM254 116L252 114L251 118H253V119L255 118V120H259V119H256V117H254ZM46 117L50 118V121H48L49 119H47ZM221 121H223V120H221ZM234 121H236V122H234ZM46 123H48V125ZM64 124H66V125H64ZM242 124H244L246 126H243ZM57 125H58V127H57ZM47 126L50 127V130L46 129ZM44 132L46 133V135ZM17 133H18V135H17ZM15 135H16V138H14ZM20 138H21V140H19ZM52 139H53V141H52ZM69 139H71V140H69ZM4 140H9L7 142L8 144L7 143L3 144ZM218 149H220V146L218 147ZM257 149H258L257 146H249V148H247V152H251V153H249L251 155L256 154L258 156ZM73 150H75V151H73ZM244 150H245V148H243V150L242 149L235 150L232 153L226 155V158H229L230 160H234L235 154H237V153L242 154L244 152ZM79 151H80V153H79ZM83 151L85 153H83ZM108 158L110 159L112 164H110L111 162L109 161ZM263 163H264V161H263ZM263 165L260 162L259 164H257L256 168L249 169L248 173L250 172V175L251 174L256 175L255 180H253V178L255 176L244 179L247 171L244 172L241 169L237 170L234 168V170L237 171V173H236L232 170L233 167L230 168L231 171L235 173L233 176H237V178H232L231 181H229L230 184L233 185L234 183H239L241 180L247 181V182H251V180H252L253 183L258 182V181H263V179L260 176H258V174L263 175V169L262 170L260 169V167ZM100 170H103V171H100ZM120 171H121V173H120ZM253 171H255V172H253ZM130 172H131V175H130ZM232 172H230V170H229V173L227 176L228 177H230V175L232 176ZM248 173H247V175H248ZM95 174H97V175L95 176ZM128 174L130 175V177L132 176L131 177L132 181L129 180L130 177ZM253 175H251V176H253ZM230 178L227 180H230ZM133 181H134V183H132ZM110 184H112V185H110ZM129 184L132 186V188ZM128 186H130V187H129V190L127 192ZM89 187H91V188H89ZM99 188H100V190H99ZM114 189H115V191H111ZM122 189H123V191H122ZM101 190H103V191H101ZM116 190H117V192H116ZM113 192H115V193L113 194ZM125 193H127V194H125ZM91 197L93 199H91ZM122 198L124 201L122 200ZM129 198L132 199V201L131 200L129 201L128 200ZM120 199H121V201H120ZM125 199L128 201H126ZM122 201L124 202V205H120V203L121 204L123 203ZM125 201L127 202V204ZM125 205H127V206L125 207ZM95 206H97V207H95ZM95 209H96V211H95ZM133 217H135V219H136V217H138V213H137V216L135 215ZM108 220H109L110 224L108 223ZM263 220H264V218H263ZM100 229H102V230H100ZM103 230H104V232H103ZM170 232H165V234L162 233L163 235L162 234L158 235L159 237L163 236L160 239L158 238V240H159L158 244H161L162 242L165 243L166 245L168 244L167 245L168 246L167 249H169L168 250V256L172 257L173 262L175 264L176 263L177 264H180V263L181 264H190L189 261L187 260L188 253L186 252L184 255V252L186 250L190 249L191 241H192L191 238H188L190 241H187L188 239H187L186 235L183 234L182 232L178 231V233H177V231H176L177 234L174 231H170ZM130 233L133 234L136 232H134V231L129 232V233L127 232L128 237L130 236L133 239L137 238V236H138L137 234H133V236H132ZM127 235L124 236V238L122 239L123 241L125 240V238H127ZM263 238H264V234H263ZM188 243H189V245H188ZM206 246L209 247V244L207 243ZM117 253H118V255H117ZM122 254H123V256H122ZM119 256H120V258H118ZM215 259L218 260V257L216 256ZM215 259H213L207 263L208 264H218L219 261L217 262ZM263 259H264V253H263ZM263 262H264V260H263ZM153 263L155 264V262H153Z\"/></svg>",
    "mask_w": 264,
    "mask_h": 264
}]
</instances>
